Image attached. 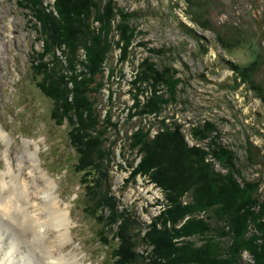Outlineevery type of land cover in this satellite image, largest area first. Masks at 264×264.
Masks as SVG:
<instances>
[{
  "label": "trees",
  "instance_id": "obj_1",
  "mask_svg": "<svg viewBox=\"0 0 264 264\" xmlns=\"http://www.w3.org/2000/svg\"><path fill=\"white\" fill-rule=\"evenodd\" d=\"M17 4L42 42L41 50L32 49L33 74L53 102L54 121L69 126L75 170L84 189L80 197L101 225L100 238L112 248L110 264H264L261 179L242 175L237 153L222 143V132L212 120L190 124L189 134L196 140L190 145L184 123L161 118L165 108L178 101L183 79L176 67H160L150 56L139 62L130 81L133 104L127 114V120L137 117L139 123L126 136L127 143L120 142L121 120L113 119V108L107 107L113 103L112 79L118 73L108 61L118 48L117 63L130 61L134 13L124 11L115 0H18ZM227 38L219 35L218 40L228 50L244 41ZM259 60L251 63L254 68ZM227 63L244 71L248 88L257 89L264 101V88L253 84L249 70L232 60ZM119 77L125 78L122 70ZM149 117L158 124L148 125ZM113 133L118 136L110 139ZM119 142L123 157L129 148L140 157L136 166L126 161L131 172L125 184L136 182L140 175L164 193L161 212L150 222L135 216L113 190L111 170ZM245 252L249 260L243 257Z\"/></svg>",
  "mask_w": 264,
  "mask_h": 264
},
{
  "label": "rangeland",
  "instance_id": "obj_2",
  "mask_svg": "<svg viewBox=\"0 0 264 264\" xmlns=\"http://www.w3.org/2000/svg\"><path fill=\"white\" fill-rule=\"evenodd\" d=\"M115 1L124 11L134 13L131 25L136 28L130 61L117 63L120 48L113 50L108 61L118 73L112 79L113 103L107 107L112 106L113 119L121 120L120 142L126 144V136L138 126L137 117L127 120L128 107L133 104L130 81L137 74L139 62L150 56L160 67H176L177 76L183 79L178 101L169 104L161 118L166 117L167 122L177 119L184 123L190 145L196 141L189 134L192 124L204 119L215 122L222 132V143L237 153L242 175L247 180L261 179L260 197L264 199V101L257 96V89L248 88V81L243 79L244 71L233 70L227 63L232 60L248 69L253 84L264 88V0ZM27 18L17 7L16 0H0V125L12 136L9 144L0 138V162H4L6 152L9 153L7 146L10 145V151L14 150L10 155L17 158L23 140H28L30 149L37 151L41 169L56 183L53 190L59 196L61 207L68 208L72 218L69 223L72 240L64 245L62 252L77 254L86 264H110L112 248L100 238V223L86 210L83 198L75 200L83 195L84 189L80 185V174L75 170L77 157L69 140V126L54 121L51 116L53 102L37 85L30 54L33 46L41 48V42L37 40V33L29 29ZM117 21H120L119 15ZM219 35L232 42L240 37L244 41L228 50L222 47ZM152 48L162 49L163 53L154 52ZM258 57L259 63L254 68L251 63ZM121 70L125 76L123 79L119 77ZM108 95L107 89V99ZM145 122L158 124L154 117ZM118 135L113 133L110 139ZM34 140L36 144L32 142ZM120 150L119 146L117 151ZM129 150L124 157L121 154L116 157L117 163H123L124 168L118 167L117 163L113 165V189L135 216L150 222L161 211L165 196L161 187L144 176L139 175L136 182L125 184L131 168L126 170L124 161L136 163L137 157L136 150ZM4 165H0V169L6 167V162ZM217 167L221 169L219 164ZM3 217L0 214L1 220H10V217ZM37 228L39 231L41 227ZM9 231L14 233L12 229ZM42 231L47 232V229ZM33 237L40 239L34 240ZM33 237V243L42 245L39 250L41 263L47 264L48 252L42 234L35 233ZM49 240L56 246L53 238ZM22 253L21 250L16 264H40L37 259L29 260ZM56 255L57 259L61 258V247L60 254ZM243 257L250 259L248 252ZM60 260L66 264L65 259ZM14 263L6 260L4 264Z\"/></svg>",
  "mask_w": 264,
  "mask_h": 264
},
{
  "label": "bare ground",
  "instance_id": "obj_3",
  "mask_svg": "<svg viewBox=\"0 0 264 264\" xmlns=\"http://www.w3.org/2000/svg\"><path fill=\"white\" fill-rule=\"evenodd\" d=\"M10 136L0 125V138L9 144ZM5 159L6 167L0 169V214L5 218L10 217V220L0 218V264L5 260L19 263L21 250L29 260L37 259L42 264L39 257L42 245L33 243L31 239L35 233L43 236L42 241L48 252L47 264H62L60 259H65L66 264H86L77 254L62 252L64 245L71 239L69 211L61 207L59 196L53 190L56 183L41 169L37 151H32L29 141L23 140L18 157L6 152ZM37 226L41 227L39 231ZM42 229H47V232ZM50 238L55 240L56 246H53ZM60 247L61 258L57 259Z\"/></svg>",
  "mask_w": 264,
  "mask_h": 264
},
{
  "label": "flooded vegetation",
  "instance_id": "obj_4",
  "mask_svg": "<svg viewBox=\"0 0 264 264\" xmlns=\"http://www.w3.org/2000/svg\"><path fill=\"white\" fill-rule=\"evenodd\" d=\"M133 44L135 45V43H133ZM133 44H132V48H134Z\"/></svg>",
  "mask_w": 264,
  "mask_h": 264
}]
</instances>
